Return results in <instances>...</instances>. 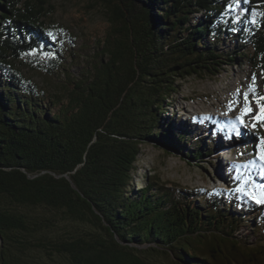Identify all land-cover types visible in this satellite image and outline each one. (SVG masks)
<instances>
[{
	"label": "trees",
	"instance_id": "1",
	"mask_svg": "<svg viewBox=\"0 0 264 264\" xmlns=\"http://www.w3.org/2000/svg\"><path fill=\"white\" fill-rule=\"evenodd\" d=\"M100 1L111 29L97 64L49 108L17 63L35 55L37 68L59 71L50 0H0V264H264V205L236 191H264L261 141L229 167L227 188L158 177L131 188L144 146L180 155L190 146L189 163L211 155L187 133L177 139L164 117L178 80L213 79L240 58L256 77L247 93L258 119L264 0ZM231 36L235 51H222Z\"/></svg>",
	"mask_w": 264,
	"mask_h": 264
},
{
	"label": "rangeland",
	"instance_id": "2",
	"mask_svg": "<svg viewBox=\"0 0 264 264\" xmlns=\"http://www.w3.org/2000/svg\"><path fill=\"white\" fill-rule=\"evenodd\" d=\"M50 3L53 14L49 15L48 23L62 31L55 42L62 47L59 71L49 74L45 69L37 68L35 55L20 61L17 66L45 91L46 102L52 108L53 103H57L59 98L62 100L63 94L68 93L67 88L72 89L76 82L87 78L85 75L97 64L99 43L109 35L111 27L109 8L100 0H50ZM233 41L232 36L223 38L218 47L222 51H235ZM42 59L46 57L42 56ZM251 71V65L239 58L213 79L190 76L175 82L177 89L167 102L170 105L169 113L164 117L169 119L170 129L177 139L187 133L192 140L190 144L194 147L203 144V149L210 151L211 155L206 157L203 164L197 161L189 163L184 153L191 149L190 146L181 155L167 153L154 145L144 146L131 188L140 190L145 180L153 177H158L162 184L191 190L227 188L229 182H233L232 176L225 173L227 159H252L253 153L249 149L258 148L264 138V131L260 129L257 119L259 110L252 103L254 98L249 97L248 101L243 99V94L251 90L256 82H253ZM257 82L261 83V78ZM247 107H251L250 113H245ZM188 118H193V122L186 121ZM228 120H232L243 135L233 136ZM225 147L230 148L226 150ZM219 149L226 151L219 153ZM260 229L264 230V222ZM252 230L245 227L242 232L253 237L255 233ZM250 242L258 243L260 239L253 238ZM157 261L175 264L163 256L157 257Z\"/></svg>",
	"mask_w": 264,
	"mask_h": 264
},
{
	"label": "snow or ice",
	"instance_id": "3",
	"mask_svg": "<svg viewBox=\"0 0 264 264\" xmlns=\"http://www.w3.org/2000/svg\"><path fill=\"white\" fill-rule=\"evenodd\" d=\"M243 2L244 3H247L248 0H243ZM239 3H240V0H236V4L239 5ZM48 35L49 36H52V33H49ZM252 79H253V82H255L256 77L253 76ZM243 99L245 101H248L249 96H248V93L247 92H245L243 94ZM260 99L264 100V97H261ZM251 111H252L251 107H247L245 109V113H250ZM260 112H261V114L258 117V119L261 120V121H264V104L261 105ZM208 119H211V118H208ZM241 123L243 124L244 121L241 120ZM236 135L237 136L239 135V132L238 131L236 132ZM260 159L262 161H264V138L261 139ZM236 191L242 192L244 195L248 196L251 200H253L256 204H258V205H264V191L260 192L258 195L255 192H247V191H245L242 188H237Z\"/></svg>",
	"mask_w": 264,
	"mask_h": 264
},
{
	"label": "bare ground",
	"instance_id": "4",
	"mask_svg": "<svg viewBox=\"0 0 264 264\" xmlns=\"http://www.w3.org/2000/svg\"><path fill=\"white\" fill-rule=\"evenodd\" d=\"M187 136V135H186Z\"/></svg>",
	"mask_w": 264,
	"mask_h": 264
},
{
	"label": "water",
	"instance_id": "5",
	"mask_svg": "<svg viewBox=\"0 0 264 264\" xmlns=\"http://www.w3.org/2000/svg\"><path fill=\"white\" fill-rule=\"evenodd\" d=\"M1 240V239H0Z\"/></svg>",
	"mask_w": 264,
	"mask_h": 264
}]
</instances>
